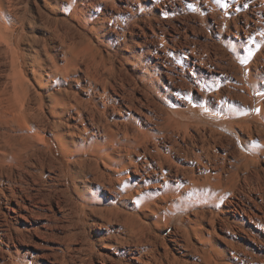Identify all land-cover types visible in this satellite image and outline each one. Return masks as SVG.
Returning <instances> with one entry per match:
<instances>
[{"label": "bare ground", "instance_id": "obj_1", "mask_svg": "<svg viewBox=\"0 0 264 264\" xmlns=\"http://www.w3.org/2000/svg\"><path fill=\"white\" fill-rule=\"evenodd\" d=\"M32 2L0 0V264H264V0Z\"/></svg>", "mask_w": 264, "mask_h": 264}, {"label": "rangeland", "instance_id": "obj_2", "mask_svg": "<svg viewBox=\"0 0 264 264\" xmlns=\"http://www.w3.org/2000/svg\"><path fill=\"white\" fill-rule=\"evenodd\" d=\"M27 2L29 1V5H32L33 6V0L31 1V0H26ZM32 6H29V7H32ZM61 9H58L57 11H58V15H57V17H59V16H62L63 17V15L64 14H62L61 13V11H60ZM56 11V12H57ZM49 14H51V13H49ZM56 16L55 14H54V12H53V14H51V16ZM177 115H179L180 117H182L183 119H185V120H192V121H195V120H197V117H196V115H195V113H193L192 111H187V110H179V111H177ZM210 123H212V122H210ZM215 125H217V124H215ZM51 142L53 143V151L59 156V157H63V155H62V152H61V149H60V147H59V145H58V143H57V141L54 139V138H52V140H51ZM176 222L175 223H179L177 220H175ZM162 236H164V235H162ZM97 264V263H96Z\"/></svg>", "mask_w": 264, "mask_h": 264}, {"label": "snow or ice", "instance_id": "obj_3", "mask_svg": "<svg viewBox=\"0 0 264 264\" xmlns=\"http://www.w3.org/2000/svg\"><path fill=\"white\" fill-rule=\"evenodd\" d=\"M225 7H227V5H225Z\"/></svg>", "mask_w": 264, "mask_h": 264}]
</instances>
